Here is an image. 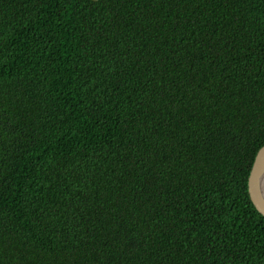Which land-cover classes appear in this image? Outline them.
Segmentation results:
<instances>
[{
    "label": "trees",
    "instance_id": "obj_1",
    "mask_svg": "<svg viewBox=\"0 0 264 264\" xmlns=\"http://www.w3.org/2000/svg\"><path fill=\"white\" fill-rule=\"evenodd\" d=\"M264 0H0V264H264Z\"/></svg>",
    "mask_w": 264,
    "mask_h": 264
},
{
    "label": "water",
    "instance_id": "obj_2",
    "mask_svg": "<svg viewBox=\"0 0 264 264\" xmlns=\"http://www.w3.org/2000/svg\"><path fill=\"white\" fill-rule=\"evenodd\" d=\"M263 179L264 145L258 150L255 156L247 181L249 198L257 212L264 217V192L262 189Z\"/></svg>",
    "mask_w": 264,
    "mask_h": 264
},
{
    "label": "bare ground",
    "instance_id": "obj_3",
    "mask_svg": "<svg viewBox=\"0 0 264 264\" xmlns=\"http://www.w3.org/2000/svg\"><path fill=\"white\" fill-rule=\"evenodd\" d=\"M262 189H263V192H264V179H263V183H262Z\"/></svg>",
    "mask_w": 264,
    "mask_h": 264
}]
</instances>
